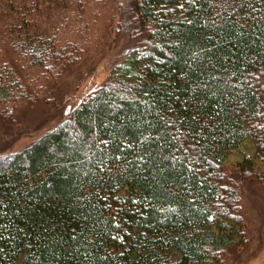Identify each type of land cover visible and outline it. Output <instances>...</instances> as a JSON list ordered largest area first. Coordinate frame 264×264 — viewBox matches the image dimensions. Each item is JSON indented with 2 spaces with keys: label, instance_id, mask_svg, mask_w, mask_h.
Instances as JSON below:
<instances>
[{
  "label": "trees",
  "instance_id": "trees-1",
  "mask_svg": "<svg viewBox=\"0 0 264 264\" xmlns=\"http://www.w3.org/2000/svg\"><path fill=\"white\" fill-rule=\"evenodd\" d=\"M102 22L139 42L0 155V264H220L244 240L248 179L224 161L248 141L264 162V0H0V117L81 61Z\"/></svg>",
  "mask_w": 264,
  "mask_h": 264
},
{
  "label": "rangeland",
  "instance_id": "rangeland-1",
  "mask_svg": "<svg viewBox=\"0 0 264 264\" xmlns=\"http://www.w3.org/2000/svg\"><path fill=\"white\" fill-rule=\"evenodd\" d=\"M114 24L111 18L108 27ZM105 25H98L89 53L60 78L49 80L39 99L18 104L0 117V155L30 144L67 117L87 92L107 82L112 67L139 42L138 36L128 40L123 33H105ZM223 165L229 176L246 172L248 179L242 181L239 195L244 240L224 249L220 264H264V182L256 177L264 172V162L245 141L231 150Z\"/></svg>",
  "mask_w": 264,
  "mask_h": 264
}]
</instances>
